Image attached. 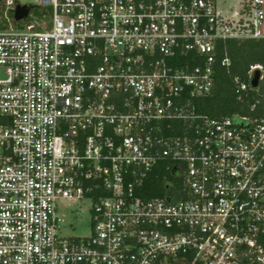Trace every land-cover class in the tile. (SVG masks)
Masks as SVG:
<instances>
[{
    "label": "built area",
    "instance_id": "built-area-1",
    "mask_svg": "<svg viewBox=\"0 0 264 264\" xmlns=\"http://www.w3.org/2000/svg\"><path fill=\"white\" fill-rule=\"evenodd\" d=\"M0 264H264V116L211 118L220 43L264 40V0H6ZM33 5L26 21L12 13ZM234 79L238 100L252 90ZM261 101H255V113ZM172 172L162 196L151 175ZM89 203L63 236V201Z\"/></svg>",
    "mask_w": 264,
    "mask_h": 264
},
{
    "label": "trees",
    "instance_id": "trees-1",
    "mask_svg": "<svg viewBox=\"0 0 264 264\" xmlns=\"http://www.w3.org/2000/svg\"><path fill=\"white\" fill-rule=\"evenodd\" d=\"M221 57L227 53L231 59V66L224 68L218 66L216 88L214 93L206 98L196 100L198 112L211 118H224L236 113L243 115L264 116V81L258 91L252 90L249 98L244 102L238 100L234 79L240 78L243 82L249 81L251 67L260 65L264 68V40L260 41H228L220 43ZM260 100L261 105L252 113L251 107L255 101ZM160 166L148 181L152 187L146 190L148 197L162 196L165 193L164 182L172 180V172Z\"/></svg>",
    "mask_w": 264,
    "mask_h": 264
},
{
    "label": "rangeland",
    "instance_id": "rangeland-1",
    "mask_svg": "<svg viewBox=\"0 0 264 264\" xmlns=\"http://www.w3.org/2000/svg\"><path fill=\"white\" fill-rule=\"evenodd\" d=\"M18 4H33L34 0H17ZM237 0H217L218 9L222 12L238 7ZM6 0H0V22L7 16ZM58 214L64 220L61 224L63 236L88 237L92 230L89 203L82 201H63L59 204Z\"/></svg>",
    "mask_w": 264,
    "mask_h": 264
},
{
    "label": "water",
    "instance_id": "water-1",
    "mask_svg": "<svg viewBox=\"0 0 264 264\" xmlns=\"http://www.w3.org/2000/svg\"><path fill=\"white\" fill-rule=\"evenodd\" d=\"M35 7L33 5H18L16 7V9L12 12L14 14L15 20L17 22H22V21H26L27 18L29 17L31 11L34 9ZM260 82H261V73L259 71H257L253 77V79L251 80L250 84L251 87L253 89H258L260 86Z\"/></svg>",
    "mask_w": 264,
    "mask_h": 264
},
{
    "label": "crops",
    "instance_id": "crops-1",
    "mask_svg": "<svg viewBox=\"0 0 264 264\" xmlns=\"http://www.w3.org/2000/svg\"><path fill=\"white\" fill-rule=\"evenodd\" d=\"M237 1H239V3L241 2V0H237ZM238 6H239V4H238ZM238 9V7L237 8H235V9H230V11H226V12H222V13H224V14H228V15H230V14H232V12H234V11H236Z\"/></svg>",
    "mask_w": 264,
    "mask_h": 264
}]
</instances>
